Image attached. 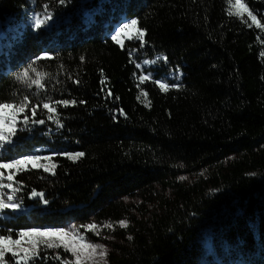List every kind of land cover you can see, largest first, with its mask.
I'll list each match as a JSON object with an SVG mask.
<instances>
[{"label":"trees","instance_id":"1","mask_svg":"<svg viewBox=\"0 0 264 264\" xmlns=\"http://www.w3.org/2000/svg\"><path fill=\"white\" fill-rule=\"evenodd\" d=\"M44 1L57 6L56 20L34 29L24 12L32 0H0V104L30 101L2 159L46 149L54 165L13 172L20 207L0 218V237L127 220L106 264H197L205 232L215 256L217 242L224 246L226 262L264 264V0H243L258 23L227 0ZM133 18L145 42L120 45L111 34ZM132 50L156 59L160 75L179 73V87L142 81ZM34 63L48 79L32 96L17 76ZM64 100L76 103H56ZM45 102L56 107L55 119ZM76 152L84 155H60ZM193 172L205 173L179 179ZM133 196L158 200L157 211L137 219L123 200ZM72 259L62 246L40 245L24 264ZM2 260L20 264L11 253Z\"/></svg>","mask_w":264,"mask_h":264},{"label":"rangeland","instance_id":"2","mask_svg":"<svg viewBox=\"0 0 264 264\" xmlns=\"http://www.w3.org/2000/svg\"><path fill=\"white\" fill-rule=\"evenodd\" d=\"M241 2L246 7V11H244L242 15L245 16V18H247L251 22L258 23L257 19L255 21H253L251 16L248 15V12H251V11L247 7V5L243 2V0H241ZM227 3H228L229 9L233 12H236V9L233 7V5L235 4V0H227ZM56 7L57 6L49 3L48 1L32 0L30 7L25 9V11H24L25 12V19L27 20L28 24H30L32 26V28L37 29L35 27L36 19L39 18L41 21H44L46 16L50 13L52 16V19L48 20L47 23H45L42 26V28H49L52 26V24L56 20V16H57V14H56L57 8ZM252 15H253V13H252ZM129 21L130 20H125L121 24H117L111 35H114L115 30L117 28H119L124 23L129 22ZM135 31H136V29L126 30L125 33H123L120 37H118V39L121 41L119 44L124 45L129 40L141 43L134 36H132L130 38V34L135 33ZM131 56H132L133 65H134L135 69L137 70V72L141 76L148 77L147 79L150 81H154V82L160 81V82L167 83L169 85V87H171V85L178 83V81L180 79V76H179L180 74L177 72L171 71L169 73H164L161 75L157 73L158 70H156L154 67V65L157 64L156 59L146 58L138 50H132ZM27 69H28V77H26L25 80H19V82L23 88L24 93L34 96L36 94V92H38V89L40 91L43 90V88L40 87V83L45 81L46 79H48V75H47V71H46L47 69L39 63H34L33 65H31ZM33 69H34V71H33ZM23 71H21L20 73H22ZM34 80L39 81V83L32 84L31 82ZM41 101H43V100H41ZM16 105L19 106V104H16ZM3 114H4L5 119L8 120L9 123L12 122L11 117L15 116L14 124H15V128H16V134L14 136L10 137V142H4L3 144H0V162H10L12 160L7 161V160L2 159L4 156V153H5L4 152L5 146H6V144L12 143L14 141L15 136L18 134V132L21 131V128H23L22 126L24 123L23 124L20 123V117H19L20 113L17 111H14L13 109H5L3 111ZM7 126L8 125L6 124L5 127H7ZM54 133H55V130L51 129L50 134H54ZM51 154H52V152H50L46 149H39L38 151H36V152H34L28 156H38V157H41L40 160L32 161L30 163H27L26 165H22L18 169L33 167V164L44 165L46 167H52L53 168V164H52L51 159L50 160L43 159L44 157H50ZM17 159H20V158H17ZM13 160H16V159H13ZM37 168L44 169V167H37ZM16 170H17V168L0 169V171L3 172V175L0 176V196H3L5 198V200H7V196H12L13 197V200H12L13 203H16V201H15V198H14L13 193H12V188L8 187V185L12 184V179H9V176L12 177L13 172ZM204 173L205 172H200V173H194L193 172V173H189V174L185 173V174H181L179 179H181L185 182H194V181L198 180L200 177H202ZM159 192L163 196L169 195V192L167 190L166 191H162V190L160 191L159 190ZM123 200H124V202H126L130 206L131 213L137 219L147 218L152 212L157 211L159 204H160V203H158L159 202L158 200H157V202H155L154 200H148V199H145L141 196L125 197V198H123ZM6 210H8V209H4L2 212H0V218L10 216V214L7 213ZM10 210H12V209H10ZM16 210H14V211H16ZM124 221L127 222L126 227H121L119 224L120 221H117V222H96L93 220V221L87 222L85 224H79L77 222L71 221L62 227L34 226L30 229H65V230L75 229L78 231L79 234L86 235V237L90 243L104 245L107 249V256H108V253L111 250V244L117 240L116 233L118 232V230L123 229V228H127L130 225V221H127V220H124ZM89 224H95L97 227L94 230H86V228L83 226H87ZM107 225H111V227H107ZM95 233H99V234L97 235ZM211 238L212 237H211L210 232L203 233V239H202L203 248H202V251H201V254H200V257H199L197 264H231L229 262H226L225 259H223L221 252L224 250V246L220 242H217V244L219 245L221 252L219 253L218 256L214 255L213 250H212V246H213L212 243L213 242H212ZM17 239L20 240V244H12L10 242H7L8 246L11 247L18 255H23V253L21 252V249H23V248L31 249L33 242H38V241H42V240L47 239V240L52 241L54 243H68L71 238L65 237L63 242H62L60 237L43 238V237L32 235V236H26V237L18 236L16 239H11V240L14 241ZM40 245H45V244L44 243H38V245L35 249V252L38 249V246H40ZM63 248H65V247H63ZM69 252L72 254V258H73L71 261V264H77L76 254L73 253L72 251H69ZM8 253H10V252H6L5 254H8ZM32 254H34V253L29 252L28 257ZM81 255H82L81 264H106L107 263V256L104 259H101L98 255H93V256H88L85 254H81ZM2 261L3 260H0V264L2 263Z\"/></svg>","mask_w":264,"mask_h":264},{"label":"snow or ice","instance_id":"3","mask_svg":"<svg viewBox=\"0 0 264 264\" xmlns=\"http://www.w3.org/2000/svg\"><path fill=\"white\" fill-rule=\"evenodd\" d=\"M60 3L63 4L64 0H60ZM233 7L236 9V14L237 15H242L244 11H246L245 5L242 4L241 0H235V4ZM229 14L231 15L232 12L230 11ZM248 15L251 16L252 20L255 21L256 17L252 15L251 12H248ZM52 16L49 13L44 21H41L39 18L36 19L35 21V27L37 29H41L42 26L47 23L48 20H51ZM138 21L137 19L133 18L129 22L124 23L122 26L117 28L115 30V34L112 35V39L116 41L117 43H120L121 41L118 39L123 33L126 32V30L129 29H136L135 33L130 34V38L134 36L136 39H138L141 44H143L144 37H145V31L143 29L137 28ZM45 56H47V53H45ZM166 59V58H165ZM34 71V69H33ZM28 77V69H24L22 73H20L17 76V79L19 80H25V78ZM148 77L141 76L140 79L143 81L144 79H147ZM32 84H37L39 81H32ZM78 83V81H77ZM156 83L159 84L160 88L164 91H167L169 85L164 82L156 81ZM171 87H179V85H171ZM110 94V93H109ZM57 104H62L63 106L67 107L69 104H75L76 102L73 101H58L56 102ZM83 103V101H81ZM30 104L29 98L27 96L23 97V99L20 101L19 106L16 104H9V103H3L0 104V144H3L4 142H10V137L14 136L16 134V128H15V116L11 117L12 122L9 123L8 120L5 119L3 111L5 109H13L14 111H17L19 113H22L25 111L26 107ZM40 107L39 104L35 105L32 107L31 111L33 115L36 112V109ZM43 108L46 109L50 115L49 119H55L54 113H56L57 109L52 105L50 102H45L43 103ZM28 120V117H25V121ZM33 123H38V124H43V120H35L32 121ZM58 122V121H57ZM8 125L5 127V125ZM60 155H65L69 159H79L84 155L82 152H76V153H60ZM41 157L38 156H25L20 159L12 160L10 162H0V169H12V168H19L22 165H26L27 163H30L32 161H38L40 160ZM43 159L45 160H50L51 157H44ZM33 167H44V170L47 172H51L53 170L52 167H46L44 165H37L33 164ZM54 167V165H53ZM3 175V172L0 171V176ZM9 179H12L11 176H9ZM8 187H11V185H8ZM33 195H40L38 193H33ZM13 197L12 196H7V200L3 196H0V212H2L4 209H12L16 210L20 207L19 204L13 203L12 202ZM47 203V201H44ZM121 227H126L127 222L122 220L119 222ZM86 228V230H94L97 226L95 224H89L87 226H83ZM107 227H111V225H107ZM99 234V233H95ZM20 237H26V236H39L43 238L47 237H60L61 241L63 242L65 237H70L71 239L69 240L68 243H54L52 241H49L47 239L38 241V242H33L32 243V248H23L21 249V252L23 255H18L11 247L8 246L7 242H10L12 244H20V240H11V237H0V260H2L5 256L6 252H10L13 257H16L17 260L20 262V264H24L25 259L28 257L29 252H33L35 254V249L38 245V243H44L47 247H65L66 251H72L73 253L76 254V262L77 264H81V259L82 255L85 254L88 256H93V255H98L101 259H104L107 256V249L104 245L102 244H92L88 241L86 235L79 234L77 230L72 229V230H65V229H28V230H21V232L18 234Z\"/></svg>","mask_w":264,"mask_h":264},{"label":"water","instance_id":"4","mask_svg":"<svg viewBox=\"0 0 264 264\" xmlns=\"http://www.w3.org/2000/svg\"><path fill=\"white\" fill-rule=\"evenodd\" d=\"M3 32H4V27H3L2 19L0 18V36L3 34Z\"/></svg>","mask_w":264,"mask_h":264}]
</instances>
